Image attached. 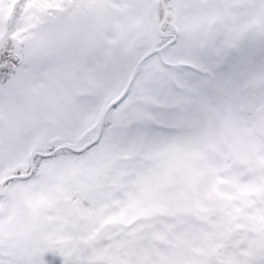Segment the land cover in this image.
<instances>
[{"label": "snow or ice", "instance_id": "6c2138e0", "mask_svg": "<svg viewBox=\"0 0 264 264\" xmlns=\"http://www.w3.org/2000/svg\"><path fill=\"white\" fill-rule=\"evenodd\" d=\"M0 264H264V0H0Z\"/></svg>", "mask_w": 264, "mask_h": 264}]
</instances>
